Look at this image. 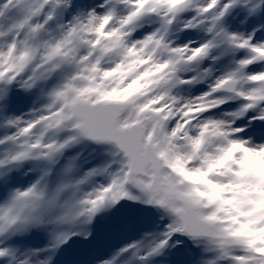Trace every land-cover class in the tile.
<instances>
[{
    "label": "snow or ice",
    "instance_id": "1",
    "mask_svg": "<svg viewBox=\"0 0 264 264\" xmlns=\"http://www.w3.org/2000/svg\"><path fill=\"white\" fill-rule=\"evenodd\" d=\"M0 264H264V0H0Z\"/></svg>",
    "mask_w": 264,
    "mask_h": 264
}]
</instances>
